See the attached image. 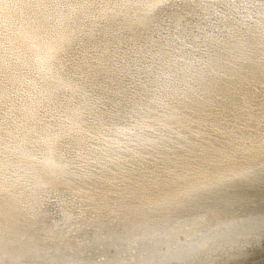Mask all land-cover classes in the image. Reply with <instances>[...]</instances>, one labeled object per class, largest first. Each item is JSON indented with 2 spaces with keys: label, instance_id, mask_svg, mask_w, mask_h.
I'll list each match as a JSON object with an SVG mask.
<instances>
[{
  "label": "bare ground",
  "instance_id": "bare-ground-1",
  "mask_svg": "<svg viewBox=\"0 0 264 264\" xmlns=\"http://www.w3.org/2000/svg\"><path fill=\"white\" fill-rule=\"evenodd\" d=\"M0 264H264V0H0Z\"/></svg>",
  "mask_w": 264,
  "mask_h": 264
}]
</instances>
